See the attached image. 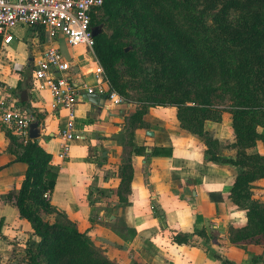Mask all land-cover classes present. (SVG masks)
I'll list each match as a JSON object with an SVG mask.
<instances>
[{"label": "crops", "instance_id": "obj_1", "mask_svg": "<svg viewBox=\"0 0 264 264\" xmlns=\"http://www.w3.org/2000/svg\"><path fill=\"white\" fill-rule=\"evenodd\" d=\"M40 32L30 27L15 30L9 54L0 56V79L39 122L38 141L59 169L50 200L59 213L44 219L74 225L116 264H262L264 235L234 242L247 229L248 220L246 210L229 197L235 180L246 170L208 161L202 140L179 129L175 108L150 107L137 123L132 142L144 153L131 156L130 193L122 189L131 149L125 128L140 107L112 106L103 97L94 105L83 95L77 107L80 138L70 159H58L65 114L53 111L48 91L29 90L25 96L19 90L31 61V78L33 72L27 41L32 48L37 41L45 43ZM85 52L73 55L70 50L67 57L79 64L74 70L76 82L92 86L93 64ZM207 130L220 142L222 157L237 156L230 147L234 139L230 114L223 115L222 124L209 123ZM9 134L16 137L0 123V264H29L28 244L39 239L8 198L20 190L27 173V166L10 151ZM249 153L264 156V142ZM250 190L252 198L264 204V179L251 184Z\"/></svg>", "mask_w": 264, "mask_h": 264}, {"label": "trees", "instance_id": "obj_2", "mask_svg": "<svg viewBox=\"0 0 264 264\" xmlns=\"http://www.w3.org/2000/svg\"><path fill=\"white\" fill-rule=\"evenodd\" d=\"M100 12L92 26L107 23L112 33L95 38L94 52L111 89L125 98L139 91L140 101L147 103L125 128L131 149L122 189L130 193L132 154L144 153L132 142L137 123L150 107H173L179 129L202 140L208 161L246 170L229 197L246 210L248 220L234 242L264 235V204L250 190L264 179V156L249 153L264 142V0H106ZM27 68L31 73L32 61ZM30 73L19 85L25 96L33 86ZM225 113L231 115L235 158L222 157L220 142L207 130L209 123L222 124ZM9 139L10 151L27 173L20 190L8 198L39 239L28 244L29 264H116L74 225L44 219L59 213L44 199L53 193L59 169L38 140L19 143L10 134Z\"/></svg>", "mask_w": 264, "mask_h": 264}, {"label": "built area", "instance_id": "obj_3", "mask_svg": "<svg viewBox=\"0 0 264 264\" xmlns=\"http://www.w3.org/2000/svg\"><path fill=\"white\" fill-rule=\"evenodd\" d=\"M106 0H0V56L8 55L7 47L13 43L14 32L19 27H32L44 32L46 49L33 57L32 93L48 91L52 96V109L63 112L66 124L61 132L60 161L71 158L77 133V107L83 95L96 94L107 99L112 106L134 107L133 102L111 89L103 66L95 52L92 20L103 8ZM74 49L84 46L91 58L94 85L79 84V67L75 59L68 58L59 42ZM12 87L0 79V123L18 137L22 143L30 139V125L35 116L28 113L11 93ZM51 193L44 199L51 200ZM264 264V261L263 263Z\"/></svg>", "mask_w": 264, "mask_h": 264}, {"label": "rangeland", "instance_id": "obj_4", "mask_svg": "<svg viewBox=\"0 0 264 264\" xmlns=\"http://www.w3.org/2000/svg\"><path fill=\"white\" fill-rule=\"evenodd\" d=\"M101 16H102L101 12L96 15L97 18L98 17L100 18ZM103 24H104L103 31L107 32L108 34H111L112 33V25H108L107 23H103ZM27 42H28L27 43V46H28V49H29V55H30V57H35L38 54H40L43 50L46 49V42L43 43V41H41V40L39 42L37 41L36 42V46H34L33 48H32V45H30L31 44V41L29 40ZM62 43H63V41L61 40L59 42V46L60 47L62 46ZM70 50H72V53H74L73 55H76V53L78 54V53H81V52H85L86 51V48L84 46H80V47H76L74 49H70L69 48V50H68L66 48V46L64 45L63 51H64V53H65L66 56H68L67 53H69ZM79 68L80 67H77L76 69H79ZM143 70H144V72L142 73V76H143V78H145V75L148 72V69H147L146 66H144L143 67ZM141 97H143V96H141V93L139 91L133 90V91H130L129 96L126 99L128 101L133 102L137 107H140L141 109L142 108L144 109V107L147 106V103H146V101H145L144 98H142V100L140 101V98Z\"/></svg>", "mask_w": 264, "mask_h": 264}, {"label": "water", "instance_id": "obj_5", "mask_svg": "<svg viewBox=\"0 0 264 264\" xmlns=\"http://www.w3.org/2000/svg\"><path fill=\"white\" fill-rule=\"evenodd\" d=\"M103 32V26L99 27H93L92 28V33L93 37L96 38ZM85 99H88L90 103L97 105L99 104V96L96 94H88L85 96ZM150 135L153 136L152 133H149ZM41 137V132L39 128V122L36 121L30 125V139L31 140H38Z\"/></svg>", "mask_w": 264, "mask_h": 264}, {"label": "clouds", "instance_id": "obj_6", "mask_svg": "<svg viewBox=\"0 0 264 264\" xmlns=\"http://www.w3.org/2000/svg\"><path fill=\"white\" fill-rule=\"evenodd\" d=\"M241 215H243V213H241Z\"/></svg>", "mask_w": 264, "mask_h": 264}]
</instances>
